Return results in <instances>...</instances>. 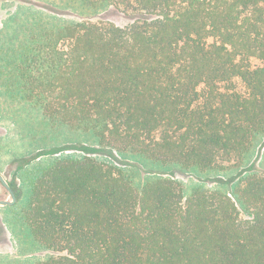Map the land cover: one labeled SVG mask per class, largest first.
<instances>
[{
    "label": "trees",
    "instance_id": "16d2710c",
    "mask_svg": "<svg viewBox=\"0 0 264 264\" xmlns=\"http://www.w3.org/2000/svg\"><path fill=\"white\" fill-rule=\"evenodd\" d=\"M64 3L78 20L26 0L0 28V96L56 130L12 159L0 206V244L52 253L0 264H264V0ZM80 135L132 162L56 156Z\"/></svg>",
    "mask_w": 264,
    "mask_h": 264
},
{
    "label": "rangeland",
    "instance_id": "374dc122",
    "mask_svg": "<svg viewBox=\"0 0 264 264\" xmlns=\"http://www.w3.org/2000/svg\"><path fill=\"white\" fill-rule=\"evenodd\" d=\"M26 0H0V28L9 23L12 26L11 34L15 31L18 22L25 17V12L21 14L22 9L28 7V5L23 4ZM38 2L42 6L50 7L49 3H57L60 7L66 10H57L61 16L67 19H77L78 15L71 13L69 7L65 6L64 0H33ZM37 9V6H35ZM19 12V13H18ZM16 16V17H15ZM103 16V15H102ZM106 16L110 19L116 21L117 23L123 24L127 21L121 15L111 11ZM105 16V17H106ZM15 17V20H11ZM97 18V17H96ZM94 18V19H96ZM42 115L39 110L32 108L24 102H12L4 96H0V170L6 180L12 179V159L17 155H33L37 153L42 147L49 146L53 144L51 140L52 135H54L55 129L45 127L42 123ZM37 130L36 134H32ZM45 132L41 134V132ZM73 137V136H72ZM81 140V146L87 148V150H64L63 152L56 154V156H65L69 154H82L91 155L99 160L113 162L117 165L125 166V163L132 162L129 159L122 157L117 151H113V155L100 150L98 144L92 140L86 141L85 136H78ZM36 138V139H35ZM44 142V143H43ZM43 143V144H42ZM63 146L70 145V141L61 140ZM36 145L38 147H36ZM258 145L255 149V155L253 158V163L259 166L264 153V146ZM53 146V145H52ZM51 148V147H48ZM33 151V154H31ZM246 169V168H245ZM245 169H242L245 170ZM145 173V172H143ZM158 174V173H157ZM169 175V174H165ZM173 177L180 180L184 186L189 190L195 183H203L208 188H215L219 186V182L215 181L214 177L201 176L198 177L194 174L184 173L181 170L174 169ZM0 200H12L10 192L6 187L0 182ZM1 208L3 205H0ZM3 209H0V219ZM25 245V243H24ZM19 244L12 239L10 232L4 234L3 241L0 244V255H8L12 258H19L22 260L26 259H45L51 255V251L44 250L35 246L33 251L21 253L19 250Z\"/></svg>",
    "mask_w": 264,
    "mask_h": 264
},
{
    "label": "water",
    "instance_id": "95a60500",
    "mask_svg": "<svg viewBox=\"0 0 264 264\" xmlns=\"http://www.w3.org/2000/svg\"><path fill=\"white\" fill-rule=\"evenodd\" d=\"M0 182L7 188L12 196V200H0V205L13 204L16 201V195L3 174L0 172Z\"/></svg>",
    "mask_w": 264,
    "mask_h": 264
},
{
    "label": "crops",
    "instance_id": "0c3cea01",
    "mask_svg": "<svg viewBox=\"0 0 264 264\" xmlns=\"http://www.w3.org/2000/svg\"><path fill=\"white\" fill-rule=\"evenodd\" d=\"M25 2V1H24Z\"/></svg>",
    "mask_w": 264,
    "mask_h": 264
},
{
    "label": "flooded vegetation",
    "instance_id": "af4514ba",
    "mask_svg": "<svg viewBox=\"0 0 264 264\" xmlns=\"http://www.w3.org/2000/svg\"><path fill=\"white\" fill-rule=\"evenodd\" d=\"M7 189V188H6Z\"/></svg>",
    "mask_w": 264,
    "mask_h": 264
}]
</instances>
